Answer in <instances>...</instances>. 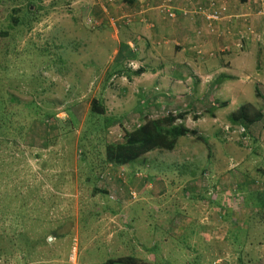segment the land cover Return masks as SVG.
<instances>
[{
	"label": "rangeland",
	"instance_id": "rangeland-1",
	"mask_svg": "<svg viewBox=\"0 0 264 264\" xmlns=\"http://www.w3.org/2000/svg\"><path fill=\"white\" fill-rule=\"evenodd\" d=\"M28 3L36 15L15 25ZM112 3L122 7V0ZM98 8L97 0H0V264H103L131 256L184 264L192 255L198 264H254V254L230 251L226 235L202 255L181 253L192 249L194 238L185 247L169 242L159 253L148 251L163 236L147 228L157 210L169 217L183 211L207 233L221 225L219 238L224 235L230 214L242 210L235 183L246 174L245 183L263 182L264 190V124L244 129L230 125V115L215 112L213 121L197 110L181 112L187 115L175 125L195 130L201 140L180 138L171 153L107 164L105 146L143 122L108 109L104 115L89 111L91 100L104 103L102 69L119 47L106 37L113 17L105 14L108 24L102 25ZM217 182L231 187L222 202ZM129 216L140 230L136 252L119 244L132 236L124 221Z\"/></svg>",
	"mask_w": 264,
	"mask_h": 264
},
{
	"label": "crops",
	"instance_id": "crops-1",
	"mask_svg": "<svg viewBox=\"0 0 264 264\" xmlns=\"http://www.w3.org/2000/svg\"><path fill=\"white\" fill-rule=\"evenodd\" d=\"M166 1L122 0L120 8L113 3L105 6L106 9L99 6L100 14L96 16H100L102 25L108 24L105 14L114 19L108 27L111 34L106 37L119 45L118 49L113 47L102 69V81L107 79L106 87L102 85L100 89L105 114L108 109L115 115L136 117L141 123L147 114L152 113V118L160 116V108L180 113L197 110L200 117L208 116L215 121V112L225 118L241 106L250 105L262 114L261 121L256 124H264V37H261L264 0H170L166 6L173 12V18L161 10ZM211 4L224 8V17L208 27L197 10L208 11ZM247 26L253 29L254 36L260 37L245 31ZM250 85L255 86L254 91ZM256 89L263 99L255 97ZM127 92L135 99L134 103L126 97ZM113 107L124 109V112L111 111ZM256 124L249 127L255 129ZM245 177L246 174L241 185L235 183L237 192L243 194L242 210L230 214L229 228H224L223 236L219 238L221 225L218 231L214 230L215 234H212L214 231L207 233L199 226V220L183 211L179 216L169 217L157 210L152 225L147 228L164 237L158 239L159 243H152L148 251L159 253L157 248L169 242L185 247L190 243L187 239L194 238V246H189L192 249L181 253L202 255L208 246L214 248L222 243L226 235L230 251L237 255L252 253L256 258L254 264H264L263 182L255 183L256 187L259 185L255 188L250 178L249 183H245ZM160 185L157 188H163ZM214 185L218 201L222 202L231 187L219 182ZM162 198L166 204L167 198L159 197ZM134 219L124 218L131 226L132 236H126L119 244L124 246L122 249L127 247L136 252L140 250L137 238L140 230L138 234L135 232ZM199 260L194 255L188 256L184 264H198ZM154 262L157 264L155 256ZM252 263L246 261V264Z\"/></svg>",
	"mask_w": 264,
	"mask_h": 264
},
{
	"label": "trees",
	"instance_id": "trees-1",
	"mask_svg": "<svg viewBox=\"0 0 264 264\" xmlns=\"http://www.w3.org/2000/svg\"><path fill=\"white\" fill-rule=\"evenodd\" d=\"M107 7V5H106ZM32 8V9H31ZM36 8L32 3L26 5V10L22 19L13 18L14 24L27 22L30 20L28 16H35ZM25 23V22H24ZM255 97L263 99L259 91L255 90ZM264 101V99H263ZM89 111L104 115L105 109L96 100H91ZM160 116L145 117L143 123L133 130L123 132L122 141L118 144H107L105 146L104 157L105 162L111 166H126L135 163L143 156L155 152L164 151L171 153L175 150L178 139L185 137H195L197 140L201 138L197 135L195 130H189L182 124L175 125L176 121L184 119L185 115L175 110L160 108L158 110ZM168 111L167 115L164 114ZM262 119L260 111L256 110L250 105H243L228 117V123L232 126H241L246 129ZM205 141V140H203ZM103 264H148L137 259L136 257H123L118 259L107 260Z\"/></svg>",
	"mask_w": 264,
	"mask_h": 264
},
{
	"label": "built area",
	"instance_id": "built-area-1",
	"mask_svg": "<svg viewBox=\"0 0 264 264\" xmlns=\"http://www.w3.org/2000/svg\"><path fill=\"white\" fill-rule=\"evenodd\" d=\"M98 1V4L100 7H103L105 8L106 5H109V3L111 2V0H97ZM222 1H225V0H222ZM170 2V0H167L166 3L163 5V7L161 8L162 11L166 12V14L168 15L169 18H173L174 17V14L173 12H169L167 10V6L168 3ZM223 4V3H222ZM211 8L208 10V11H202L200 9L197 10V13H201L207 26L210 27V26H213V24L215 23H219L221 21V19L224 17V8L222 7H215L213 6V4H211ZM185 14V13H184ZM245 31H247L250 35L254 36V31L253 29H251V27L247 26ZM256 38L260 37V36H254ZM261 37H264V32H262L261 34ZM241 39V38H240ZM241 42V40H240ZM170 112L168 111H165L164 114H168ZM130 198L131 200H134L135 199V194L133 192H130ZM75 258H76V249L73 248V252L72 254L70 255V261L72 263L75 262Z\"/></svg>",
	"mask_w": 264,
	"mask_h": 264
}]
</instances>
